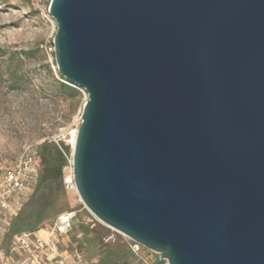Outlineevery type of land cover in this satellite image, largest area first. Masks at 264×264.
<instances>
[{
	"label": "water",
	"instance_id": "1",
	"mask_svg": "<svg viewBox=\"0 0 264 264\" xmlns=\"http://www.w3.org/2000/svg\"><path fill=\"white\" fill-rule=\"evenodd\" d=\"M88 100L82 201L155 264H264V0H51Z\"/></svg>",
	"mask_w": 264,
	"mask_h": 264
},
{
	"label": "rangeland",
	"instance_id": "2",
	"mask_svg": "<svg viewBox=\"0 0 264 264\" xmlns=\"http://www.w3.org/2000/svg\"><path fill=\"white\" fill-rule=\"evenodd\" d=\"M50 2L0 0V168L3 170L12 169L27 150L37 152L38 146L46 141L56 143L57 140L60 146L69 147L72 154L73 131L82 123L88 93L59 72L54 53L57 22L49 12ZM38 161L36 181L43 170L40 157ZM66 179L73 180L69 160L63 169L64 192L57 194L55 208L39 229L34 230L47 238L60 215L72 214L71 229L56 237L55 257L45 264H102L100 260L106 247L84 243L80 225L101 226L105 235L103 243H112L117 238L129 243L130 238L100 221L86 207L75 185H66ZM36 184L22 197L12 199L21 203L17 213ZM7 214L0 215V248L3 249L13 240L7 232L16 215ZM158 259L156 252L142 245L139 254L134 253L128 264H155Z\"/></svg>",
	"mask_w": 264,
	"mask_h": 264
},
{
	"label": "trees",
	"instance_id": "3",
	"mask_svg": "<svg viewBox=\"0 0 264 264\" xmlns=\"http://www.w3.org/2000/svg\"><path fill=\"white\" fill-rule=\"evenodd\" d=\"M65 152V153H64ZM37 155L43 166L36 187L24 203V207L12 217L7 236L24 231H34L47 219L56 206L57 194L64 192L63 169L68 164V156H71L69 147L55 142H44L38 146ZM83 242L87 245L104 244L105 254L101 258L102 264H128L133 256L129 244L121 238L112 243H103L105 235L101 226L90 228L80 225Z\"/></svg>",
	"mask_w": 264,
	"mask_h": 264
},
{
	"label": "built area",
	"instance_id": "4",
	"mask_svg": "<svg viewBox=\"0 0 264 264\" xmlns=\"http://www.w3.org/2000/svg\"><path fill=\"white\" fill-rule=\"evenodd\" d=\"M68 160L72 165V154ZM38 167L37 152L30 149L20 157L12 169L0 168V215L10 211L12 199L27 193L28 181L32 180V176L37 178ZM70 184L75 185L72 179H66V185ZM71 227L72 214L67 213L58 217L47 238H42L36 231L15 234L7 249L0 248V264H45L47 260L55 257L56 237L66 234ZM128 244L133 253L138 255L142 245L131 239ZM158 255L160 257V254ZM162 264L169 263L165 260Z\"/></svg>",
	"mask_w": 264,
	"mask_h": 264
},
{
	"label": "crops",
	"instance_id": "5",
	"mask_svg": "<svg viewBox=\"0 0 264 264\" xmlns=\"http://www.w3.org/2000/svg\"><path fill=\"white\" fill-rule=\"evenodd\" d=\"M33 178H32V180L30 179L29 181H28V188H31L32 186H33V184L34 183H36L37 181L35 180L36 178L34 177V176H32ZM20 206H21V203H20V201L19 200H12V202H11V206H10V211L8 212V214H10V215H15L16 213H17V211L19 210V208H20ZM7 214V215H8ZM5 216V218H8V216ZM9 215V219L11 218V216ZM7 224H9V222H6ZM38 232V234L40 233V231H37Z\"/></svg>",
	"mask_w": 264,
	"mask_h": 264
},
{
	"label": "bare ground",
	"instance_id": "6",
	"mask_svg": "<svg viewBox=\"0 0 264 264\" xmlns=\"http://www.w3.org/2000/svg\"><path fill=\"white\" fill-rule=\"evenodd\" d=\"M76 134H77V130H74L73 131V145L75 144Z\"/></svg>",
	"mask_w": 264,
	"mask_h": 264
}]
</instances>
